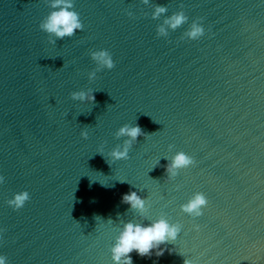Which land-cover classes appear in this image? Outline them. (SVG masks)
<instances>
[{"label": "water", "instance_id": "water-1", "mask_svg": "<svg viewBox=\"0 0 264 264\" xmlns=\"http://www.w3.org/2000/svg\"><path fill=\"white\" fill-rule=\"evenodd\" d=\"M72 3L83 30L56 39L39 28L53 0H0V255L113 264L124 223L164 218L181 224L176 241L160 256L133 251V264H264V0ZM157 7L167 10L154 18ZM180 12L188 21L172 30L165 21ZM197 19L205 34L189 40ZM98 50L115 67L90 81ZM89 89L93 103L70 97ZM125 124L144 135L112 161ZM179 151L195 164L168 179ZM21 191L30 200L14 211ZM130 191L145 216L122 203ZM196 192L208 204L192 218L180 206Z\"/></svg>", "mask_w": 264, "mask_h": 264}, {"label": "clouds", "instance_id": "clouds-1", "mask_svg": "<svg viewBox=\"0 0 264 264\" xmlns=\"http://www.w3.org/2000/svg\"><path fill=\"white\" fill-rule=\"evenodd\" d=\"M145 3L148 0H144ZM57 9L52 11L40 24L41 31L47 33L50 37L56 39H63L64 37L74 36L77 30H83V23L80 19L79 13L74 11L72 0H53L51 5ZM166 8L157 7L154 18L158 17L160 13L166 12ZM130 17L131 13H127ZM188 21V17L183 12L174 14L168 18L165 23L175 30L180 28ZM205 34V29L200 22V19L194 20L190 28L184 33L189 40H198ZM158 35H167L166 30L161 27L158 30ZM55 39H50L49 43L55 44ZM91 59L100 66L94 71L88 73V79L94 80L96 74L101 69L111 70L115 67L113 58L107 50L92 51L90 53ZM73 101L91 102L95 101V97L91 89L88 91H74L70 93ZM144 135L142 129L138 125L125 124L121 126L117 132V137H127L122 147L114 148L108 152V157L112 161L128 160L129 151L137 142V138ZM81 136L84 139L88 138V132L82 131ZM171 148L172 145H169ZM102 155L103 148L100 149ZM195 164L193 157L187 155L183 151H179L172 157L171 162L165 166V171L168 179L175 178L179 171L187 169ZM4 182V177L0 176V184ZM30 200V195L27 191H21L14 194L12 199L7 201L9 207L14 211H18L24 207L26 202ZM122 203L130 205V209L139 213L142 217L148 211L146 207L147 200L141 198L136 191H130L122 197ZM208 200L201 192H196L192 195L186 203L182 204L181 211L192 218H197L203 215V209L207 206ZM112 222L111 219L108 220ZM197 230L199 226H196ZM182 229L179 223H170L167 219L161 218L156 221L150 222L147 226L139 223H132L131 221L124 223L114 246L111 248L113 264H133L130 253L135 251L140 257H151L153 251L157 256L163 254L165 249L160 246L162 244L173 243L178 238ZM0 264H7V258L0 255ZM184 264H194L190 259H185Z\"/></svg>", "mask_w": 264, "mask_h": 264}]
</instances>
